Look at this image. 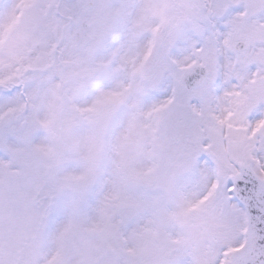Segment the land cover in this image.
<instances>
[{
	"label": "snow or ice",
	"instance_id": "1",
	"mask_svg": "<svg viewBox=\"0 0 264 264\" xmlns=\"http://www.w3.org/2000/svg\"><path fill=\"white\" fill-rule=\"evenodd\" d=\"M0 264H264V0H0Z\"/></svg>",
	"mask_w": 264,
	"mask_h": 264
}]
</instances>
